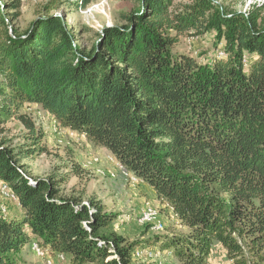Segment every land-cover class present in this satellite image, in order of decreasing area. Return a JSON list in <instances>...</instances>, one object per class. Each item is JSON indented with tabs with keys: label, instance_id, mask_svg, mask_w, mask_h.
Segmentation results:
<instances>
[{
	"label": "trees",
	"instance_id": "trees-1",
	"mask_svg": "<svg viewBox=\"0 0 264 264\" xmlns=\"http://www.w3.org/2000/svg\"><path fill=\"white\" fill-rule=\"evenodd\" d=\"M137 1L89 49L51 6L24 34L3 41L0 32V126L38 104L108 149L187 229L146 241L182 264H207L216 244L233 264H264V19L213 0L179 9L175 0ZM212 30L227 55L200 63L173 52L183 33ZM18 118L26 153L44 150L34 121ZM4 183L22 213L0 215V264H27L32 244L69 264H137L139 244L112 228L115 212L62 195L58 181L30 176L0 146Z\"/></svg>",
	"mask_w": 264,
	"mask_h": 264
},
{
	"label": "rangeland",
	"instance_id": "rangeland-1",
	"mask_svg": "<svg viewBox=\"0 0 264 264\" xmlns=\"http://www.w3.org/2000/svg\"><path fill=\"white\" fill-rule=\"evenodd\" d=\"M80 1L0 0L3 18L0 32L3 41H9L8 38L4 40L6 35L15 38L16 35L24 34L33 22L45 15L46 7L51 6V12L61 16L69 24L78 45L89 49L98 41V33H101L105 26L122 25V14L138 10L140 7L137 0H89L85 6L77 4ZM189 1L175 0L173 9H179L182 3ZM213 1L236 12L248 13L255 8L264 19V0ZM224 42V39L217 38L214 30L203 34L190 31L180 35L172 50L193 56L198 62L205 63L215 60L219 54L225 56ZM19 115L32 119L35 126L42 131L41 145L44 150L41 152L26 153L31 141L27 137V128L18 118ZM0 146L13 149L20 159V164L24 165L30 176L53 178L58 181L62 195L81 197L85 203L100 200L108 211L115 212L117 216L112 228L130 243L139 244L135 263L182 264L174 256L162 253L146 243L147 239L157 235L186 232L187 229L180 224L171 207L162 202L151 187L124 169L108 149L61 126L41 105L25 104L9 117L0 126ZM2 186L0 194L10 201L0 203V215L10 216L15 211L16 197L11 196L12 192H2ZM150 208L158 212L152 219L155 223L144 219ZM161 224L164 230L157 228ZM22 255L27 264H57L58 261L61 264H69L63 254L46 258L35 249L34 244L27 245ZM207 264L233 262L228 258L226 249L216 244Z\"/></svg>",
	"mask_w": 264,
	"mask_h": 264
},
{
	"label": "bare ground",
	"instance_id": "bare-ground-1",
	"mask_svg": "<svg viewBox=\"0 0 264 264\" xmlns=\"http://www.w3.org/2000/svg\"><path fill=\"white\" fill-rule=\"evenodd\" d=\"M8 190H9V192H8ZM2 192H5V193H7V194H9V193H11L12 191H11V189L8 187V184H3V186H2ZM11 195L14 197V194L13 193H11ZM151 209V210H150ZM149 209V211L147 212V213H145V217H144V219L145 220H150V222H152L153 220V218L155 217V215H158L157 213L158 212H156V211H154V210H152V208H150ZM152 220V221H151ZM155 220V219H154ZM153 223V222H152ZM157 228H160V229H163L164 230V228H163V224H161V225H158L157 226ZM35 243V242H34ZM35 245V249H37V251H39V253H41V254H43V252H42V249L41 248H39L38 247V245L37 244H34ZM39 256V255H38ZM50 259V258H49ZM49 263H50V261H48Z\"/></svg>",
	"mask_w": 264,
	"mask_h": 264
},
{
	"label": "crops",
	"instance_id": "crops-1",
	"mask_svg": "<svg viewBox=\"0 0 264 264\" xmlns=\"http://www.w3.org/2000/svg\"><path fill=\"white\" fill-rule=\"evenodd\" d=\"M5 201H10V199H8V198H6V197H3L1 194H0V203L1 202H5ZM12 203V202H11ZM15 203H16V207H15V211H13L12 212V214H10L11 216H13V215H20L21 213H22V208H21V206L19 205V203L17 202V201H15ZM185 228V227H184ZM185 230H186V228H185ZM159 254H161V253H159ZM66 256V258H67V261H69V258H68V256L67 255H65ZM158 256V255H157ZM57 264H61L59 261H58V263Z\"/></svg>",
	"mask_w": 264,
	"mask_h": 264
},
{
	"label": "built area",
	"instance_id": "built-area-1",
	"mask_svg": "<svg viewBox=\"0 0 264 264\" xmlns=\"http://www.w3.org/2000/svg\"><path fill=\"white\" fill-rule=\"evenodd\" d=\"M8 192H9V190H8ZM12 196V195H11ZM153 223H155L154 221H153Z\"/></svg>",
	"mask_w": 264,
	"mask_h": 264
}]
</instances>
